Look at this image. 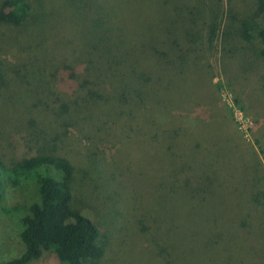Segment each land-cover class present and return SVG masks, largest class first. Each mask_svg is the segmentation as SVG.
I'll return each instance as SVG.
<instances>
[{
	"label": "trees",
	"instance_id": "1",
	"mask_svg": "<svg viewBox=\"0 0 264 264\" xmlns=\"http://www.w3.org/2000/svg\"><path fill=\"white\" fill-rule=\"evenodd\" d=\"M221 1L0 0L1 24L26 28L27 25L40 24L39 17L42 15L41 22L45 34L46 31L49 36L54 31L59 32L58 49L68 53V56L65 55L61 60L57 58L59 64L56 65H61L65 70L66 79L75 80L80 90H84L81 101L73 100L72 96L59 99L60 107L57 106V110L48 102L47 109H51V113L60 119L58 123L61 126H77L84 120L91 124L101 121L106 124L107 136L117 138V134L122 137L123 133L136 130L134 124H139V128H142L141 121L145 119L142 113L146 110L155 113L154 119L159 118L160 122L154 121L152 124L154 127H150L151 130L147 133L162 131L159 137H164L162 141L166 139L164 145L169 157L162 160L160 168L156 171V191L165 190L167 194H171L166 200L169 204V200L186 198L185 203L184 199H180L182 207L172 208L174 213L172 216L176 217V220L171 222L166 219L165 222L170 221L177 229L179 227L177 222L181 221L184 230L177 235L182 241L188 242L183 246L192 252L189 243L192 240L188 241L186 235L189 232L202 237L200 251L208 253L205 260L210 264H222L213 260L220 258V253L232 251L233 248L240 250L241 258L248 259L250 248L254 249L251 247L253 243L257 246L262 244L258 241L260 232L252 233L253 225L249 216L251 211H257L259 207L264 209V170L258 173L259 169L256 171L255 166L252 172H246L245 177L248 178L247 180L245 178L243 186L249 184L251 191L249 194L246 192L240 194L248 203L246 207H242L247 211L244 214L246 223L241 222L238 224L239 227L236 225L235 228L234 220L228 219L227 216L222 218V215L219 216L221 220L217 221L215 212L219 208H214L213 213L207 216L204 212L207 209H204L203 205L210 201L206 196L213 190L223 191L233 180L228 177L231 174L227 168L223 169V166L218 168V163L212 166L204 160L206 146L213 143L216 149L226 147L228 158L229 153L231 154L238 145L232 144L231 139L224 144L218 131L215 132V137L210 131L205 130L204 136L195 138L196 126L188 130L189 132L178 126L170 132L165 131L169 124L167 119L158 107L152 108L151 105L155 103L157 105V101L162 102L159 97L167 94V90L163 93L166 86L160 81L163 75L167 81L178 79L186 83L188 79L186 73L191 72L192 68L197 69L200 63V49H203L202 45L206 39L212 43L218 37L223 52L228 54L242 47L245 42L260 44L257 45L259 49H256L254 54L256 58L264 59V0H255V8L250 16L232 21L222 31ZM59 3L57 10L55 4L58 6ZM132 5L133 7H130ZM63 9H67V15ZM124 11L131 13L132 21L128 20L130 13ZM227 12L230 19L236 17L230 0ZM87 26L90 29L89 36ZM83 32L88 38L75 41L74 37H83ZM44 45L45 47H42L44 55L46 50L52 56L50 49L45 43ZM70 51L74 53V58H71ZM243 62L246 64V61ZM199 79H195L194 82L198 83ZM3 85L4 78L0 69V90ZM234 101L239 104L235 97ZM158 111L159 115L156 113ZM213 116L211 118L215 119ZM215 122L219 127L225 128L223 121ZM167 132L168 136H164L163 134ZM127 134L126 136L130 137ZM202 137L204 142L201 140ZM114 138L109 139L108 145L115 144L112 141ZM260 151L264 156V149ZM248 161L244 159L238 162L243 171H247ZM119 167L117 168L119 173L112 174L108 184L99 192L103 194L107 191L101 196H105L103 201L107 204H119L121 195L127 188L132 195L134 193L130 174L127 169L120 171ZM74 172V166L66 157L53 153L23 157L9 168L0 158V208L5 206L2 186L7 183L18 187L23 179L35 180L38 195V199L28 205L27 211L18 221L20 227L18 234L24 250L5 264H32V261L38 259L44 251L54 254L63 264H93L102 256L103 249L97 242L99 229L89 214L71 205ZM122 177L126 178L123 180ZM180 181L183 183L182 189L174 185ZM199 194L203 205L199 207L200 212L195 214L197 211H194L193 199ZM224 194L218 193V201H226L229 208L230 194ZM136 201L138 202V198L132 197V202ZM4 209L8 210L7 207ZM158 214L162 216V213ZM181 215L186 219H180ZM194 216L193 220L191 217ZM162 218L165 219L163 216ZM198 218L203 227L195 230L192 222ZM233 228L238 240L246 238L247 242L241 241L244 248H241L239 241L232 236ZM260 250V253L253 254L259 256L258 263L264 264V247L262 246ZM163 260L164 264H177L173 258ZM235 260L234 258L233 262L224 264H235Z\"/></svg>",
	"mask_w": 264,
	"mask_h": 264
},
{
	"label": "rangeland",
	"instance_id": "2",
	"mask_svg": "<svg viewBox=\"0 0 264 264\" xmlns=\"http://www.w3.org/2000/svg\"><path fill=\"white\" fill-rule=\"evenodd\" d=\"M230 5L236 16L232 19L226 13L228 0L220 2V9L223 11L221 31L232 21L250 16L255 8V0H230ZM59 6L60 3L58 6L55 4L57 10ZM63 12L65 15L68 13L67 9H63ZM39 19L40 24L27 25L26 28H14L0 23V69L4 78V85L0 90V158L4 164L9 168L23 157L41 153L64 156L71 162L75 170V178L71 184V205L89 214L99 229L97 242L102 247L103 254L93 264H164L163 259L171 258L177 264H210L205 260L208 253L200 251L203 238L188 232L186 238L188 241L192 240L189 242L192 252L183 246L188 242L182 241L177 235L184 230L181 221L177 222V229L171 223L176 220L172 216V208L182 207L180 199H184L185 203L186 198L169 200V204L166 200L171 194H167L165 190L156 191V171L162 160L169 156L164 145L166 139L162 141L164 137H159L162 131L147 133L151 130L150 127H154V121L160 122L159 118L154 119L153 111L146 110L142 113L145 118L141 121L142 128H139V124H134L137 131H127L122 137L117 134V138H110L106 134V124L101 121L91 124L84 120L77 126H61L58 123L60 119L51 113V109H47L48 102H51L53 109L57 110L59 99L64 97L72 96L73 100L81 101L84 90H80L75 80L66 79L65 70L61 65H56L58 59H64L68 53L58 49V30L50 36L46 31V36L41 22L42 15ZM131 19L130 13L128 20ZM86 29L89 36V26ZM85 37L88 38L83 32V37H74V40ZM44 43L52 56L56 57L53 58L46 50L44 55ZM257 45L245 42L242 47L228 54L223 52L218 37L212 43L206 39L203 49H200V63L197 69L192 68L191 72L186 73V83L178 79L167 81L163 75L164 79L160 81L167 87L163 91L167 90V94L159 97L162 102L157 101V105H151L152 108L158 107L167 119L169 124L165 131L170 132L178 126L187 132L196 126L195 138L204 136L205 130L215 137V132L218 131L224 144L231 139L232 144L238 145L229 153L228 158L226 147L216 149L213 143L206 146L204 160L212 166L218 163V168H227L231 174L228 177L233 182L223 187V191L218 189L210 192L206 196L210 201L207 205H203L201 194L193 199L194 211H197L195 214L200 212L199 207L202 205L207 209L204 211L207 216L213 213L214 208H219L215 212L216 220H221L220 215L222 218L227 216L234 220L235 228L241 222L246 223L244 214L247 211L242 207H246L248 203L240 196L242 192L249 194L251 191L249 184L243 186L246 172H252L255 166L256 171L260 170L258 173L264 170V156L260 151L264 149V59L256 58L254 53L259 49ZM73 54L70 51L71 58L75 57ZM241 60L246 61V64ZM55 65L58 67L57 72ZM197 78L200 79L195 83ZM234 97L239 104L235 103ZM44 102L47 103L43 105ZM156 113L159 115V111ZM147 118L149 121H146ZM215 120L218 123L223 121L225 128L219 127ZM168 132L163 135L168 136ZM113 138L115 144L108 145L109 139ZM201 140L204 142L203 137ZM244 159L249 160L247 171H243L238 165ZM118 166L120 171L127 169L130 174L134 193L132 195L127 188L122 193L119 204H107L103 201L105 196L101 197L107 191L103 194L99 192L108 184L112 174L119 173ZM125 178L122 177L123 180ZM169 181L172 182L170 179ZM174 185L178 189L183 188L181 181ZM2 188L5 206L0 208V264H5L24 250L18 234V221L27 211L28 205L38 199V195L36 181L32 179H23L18 187L7 183ZM223 192L224 195L230 194L229 208L226 201H218V193ZM132 197H137L138 202H132ZM6 207L7 211L4 209ZM157 212L162 213L165 219ZM249 217L253 225L252 233L260 232L258 241L262 244L257 246L253 243L251 247L254 249L250 248L248 259L241 258V252L235 246L237 251L233 248L232 251L220 253L221 257L213 262L231 263L235 258V264H261L258 263L259 256L253 253H260V248L264 247V209L259 207L257 211H251ZM191 218L194 220L195 216ZM166 219L171 222H165ZM180 219L186 217L181 215ZM192 225L195 230L203 227L199 218ZM235 228L231 229L232 236L244 248L242 243L246 238L238 240ZM243 232L246 234L245 230ZM32 264L63 263L54 254L44 251Z\"/></svg>",
	"mask_w": 264,
	"mask_h": 264
}]
</instances>
